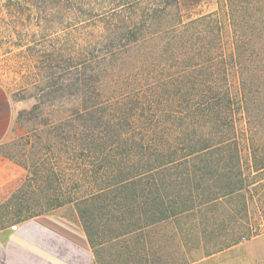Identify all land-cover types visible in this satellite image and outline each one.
Here are the masks:
<instances>
[{"label": "rangeland", "instance_id": "obj_1", "mask_svg": "<svg viewBox=\"0 0 264 264\" xmlns=\"http://www.w3.org/2000/svg\"><path fill=\"white\" fill-rule=\"evenodd\" d=\"M13 1L0 0V83L14 106L13 123L0 150L19 161L28 176L37 177L33 182L36 192L40 186L44 188L43 196L60 197V201L55 202L62 203L45 212L64 214L79 222L84 230L88 228L95 264H169L177 246L187 243L196 246L199 240L212 244L222 240L221 235L234 238L241 230L239 223L244 220L259 225L260 234L210 256L194 248L190 264H264V217L261 218L260 205L255 202L260 192H264L262 188L248 194L249 198L254 197V200L249 199L248 210L244 209L242 199L236 198L229 200L226 207L217 203L202 213L175 222H156L158 214L154 213L160 201L156 198L163 197L169 205L175 194L184 188L183 184H176L167 177L159 179V191L157 181L148 177L138 185L136 197H117L108 201L105 209L99 208L98 199L92 200L96 207L85 203L96 179L101 176L110 179L117 173L112 167L109 169L112 159L108 157V171L103 174L100 155L91 143L92 138L85 134L86 128L90 130L93 124L95 83L90 54L83 56L85 51L81 49L86 35L77 27L67 28L59 15L47 14V4H13ZM216 1L203 0L193 7V0H183L186 13L193 17L216 8ZM240 2L241 22L248 23L241 34L247 36L260 27L258 19L264 15V0ZM257 40L255 37L243 47L246 57L257 56ZM203 48L200 43V46L193 44L190 50L185 48L174 53L158 49L133 50L113 68L117 71L110 74L112 79L104 82L103 87L113 97H124L125 106L134 105L139 97L147 106V98L156 96L159 101L156 100L155 105L159 106L166 99V92L175 90L172 83L189 81L190 76L191 80L202 82L209 76ZM84 61L87 63L83 65ZM258 62L250 65H258ZM168 104H162L158 111H165ZM252 105L258 108L253 111L251 128H237V132L231 134L243 149L247 172L252 164V146L264 148V120L256 117V113L264 112V102L254 99ZM182 107L174 109L178 116L186 112ZM169 114L166 111L160 118L161 113H157L158 128H171ZM189 133L198 138L200 129L194 128ZM189 230H195L202 237Z\"/></svg>", "mask_w": 264, "mask_h": 264}, {"label": "trees", "instance_id": "obj_2", "mask_svg": "<svg viewBox=\"0 0 264 264\" xmlns=\"http://www.w3.org/2000/svg\"><path fill=\"white\" fill-rule=\"evenodd\" d=\"M202 1L193 0V7ZM38 2L47 4V14L59 15L67 28L77 27L86 35L81 49L85 51L83 56L90 54L95 83L93 124L90 130L86 128L85 134L92 138L91 143L100 155L103 174L108 171V157L112 159L109 169L112 167L117 172L110 179L101 176L95 180L96 185L85 198L86 204L93 205L92 200L98 199L99 208L105 209L107 202L117 197H136L138 185L144 179L151 177L153 182L157 181L159 191V179L167 177L184 188L169 205L161 196L155 199L160 198L154 211L158 214L156 222L182 221L217 203L226 207L229 200L236 198L242 199L244 209L248 210L249 199L254 200L248 194L264 189V148L252 146V164L247 172L243 149L232 135L237 128H251L253 111L258 108L252 105L254 99L264 102V15L258 19V30L253 29L244 36L241 29L248 23L241 22L240 0H217L216 8L200 12L196 17L186 13L183 0H14L12 3L38 5ZM255 37L258 38L257 56L248 58L243 54V47ZM200 43L209 76L202 82L191 80L190 76L189 81L172 83L175 90L166 92L167 97L159 106L155 105L158 96L147 98V106L140 97L134 105L125 106L124 97H113L103 87L104 82L112 79L109 77L113 68L133 50L174 53L185 48L190 50L193 44L200 46ZM251 62L258 65H250ZM166 103L168 108L158 111ZM181 105L186 112L178 116L174 109ZM166 111L170 113L169 119L172 117L171 128H158L159 116L162 118ZM256 117L263 121L264 112L256 113ZM194 128L200 129L198 138L189 133ZM29 178L34 195L33 203L26 205V215L46 213L62 203L55 202L60 199L58 196H43L44 188L40 186L36 192L34 179L37 177ZM29 200L30 197L26 199ZM255 202L260 205L263 219V191ZM239 224H242L241 230L234 238L221 235L222 240L212 244L199 240L196 246L188 243L177 246L169 264H190L194 248L210 256L260 234V226L251 221ZM190 232L202 237L195 230Z\"/></svg>", "mask_w": 264, "mask_h": 264}, {"label": "crops", "instance_id": "obj_3", "mask_svg": "<svg viewBox=\"0 0 264 264\" xmlns=\"http://www.w3.org/2000/svg\"><path fill=\"white\" fill-rule=\"evenodd\" d=\"M13 118V102L0 83V147ZM1 151L0 264H95L93 245L79 222L57 212L26 215L33 185L21 163Z\"/></svg>", "mask_w": 264, "mask_h": 264}]
</instances>
